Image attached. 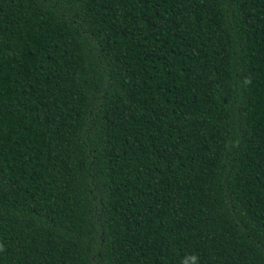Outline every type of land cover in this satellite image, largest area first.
<instances>
[{
    "label": "trees",
    "instance_id": "trees-1",
    "mask_svg": "<svg viewBox=\"0 0 264 264\" xmlns=\"http://www.w3.org/2000/svg\"><path fill=\"white\" fill-rule=\"evenodd\" d=\"M0 264H264V0H0Z\"/></svg>",
    "mask_w": 264,
    "mask_h": 264
}]
</instances>
